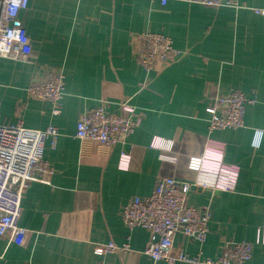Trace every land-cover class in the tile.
Wrapping results in <instances>:
<instances>
[{
	"label": "crops",
	"instance_id": "0c3cea01",
	"mask_svg": "<svg viewBox=\"0 0 264 264\" xmlns=\"http://www.w3.org/2000/svg\"><path fill=\"white\" fill-rule=\"evenodd\" d=\"M239 2L237 8L194 0H29L19 20L32 38L31 55L0 57L1 120L37 129L54 125L59 135L55 144L51 137L45 143L53 172L23 193L19 224L28 238L19 245L0 236V264H166L144 253L150 231L129 229L123 205L150 194L159 175L193 179L188 159L209 136L227 143L225 160L241 168L238 184L234 191L192 192L190 204L212 207L208 238L200 244L177 233L174 243L190 255L216 257L226 241H256L264 224V16L254 8H264V0ZM149 30L171 36L181 53L147 71L136 59L135 41ZM51 69L65 76L58 113L28 92L30 82ZM207 81L223 93L240 90L255 98L244 126L209 132ZM121 100L136 107L142 123L109 156L96 144L83 154L76 137L80 115L102 102L120 112ZM259 130L263 137L255 146ZM158 135L175 140L176 162L151 147ZM123 149L131 154L127 169L119 166ZM109 240L129 249L98 253ZM253 261L264 264V244H255Z\"/></svg>",
	"mask_w": 264,
	"mask_h": 264
},
{
	"label": "built area",
	"instance_id": "2783aa9c",
	"mask_svg": "<svg viewBox=\"0 0 264 264\" xmlns=\"http://www.w3.org/2000/svg\"><path fill=\"white\" fill-rule=\"evenodd\" d=\"M163 4L167 0H161ZM206 6L240 7L239 0H194ZM29 5V0H0V57L27 59L33 50L32 38L19 20V14ZM254 11L264 16V8ZM181 50L174 46L171 36L164 32L143 31L135 41V56L147 71L169 64ZM31 96L49 101L55 113L59 112L65 93V76L58 69H51L44 78H34L28 87ZM208 104L209 132L244 126L247 104L255 101L240 90L223 93L216 81L205 83ZM120 112L109 110L107 103L85 110L77 121L76 137L80 140L83 154L96 144L99 153L109 156L118 144H125L128 137L142 123L143 116L136 107L121 100ZM257 131V130H256ZM59 128L50 125L45 129L28 128L22 123H5L0 113V236L8 235L16 244H25L29 230L19 224L22 197L33 180L44 179L53 172L45 158V143L52 138L55 144ZM255 146H260L263 132L259 130ZM175 140L154 136L151 147L159 149L164 161L176 162L173 155ZM227 143L207 137L204 149L192 154L188 168L196 173L193 179L159 175L154 189L148 195L131 197L123 205L122 219L129 229L142 226L150 231L151 238L144 253L153 261L166 264H256L253 250L256 243L264 244V224L259 228L255 242L229 240L222 244L216 257H203L201 252L190 255L174 239L177 233L203 244L209 235L213 218L210 204H190L188 199L197 190L234 191L237 187L240 165L225 160ZM131 154L124 150L119 166L127 169ZM129 244L119 245L109 240L96 247L98 253L123 252ZM98 264H115L101 261Z\"/></svg>",
	"mask_w": 264,
	"mask_h": 264
},
{
	"label": "rangeland",
	"instance_id": "374dc122",
	"mask_svg": "<svg viewBox=\"0 0 264 264\" xmlns=\"http://www.w3.org/2000/svg\"><path fill=\"white\" fill-rule=\"evenodd\" d=\"M173 155H176L175 152H172Z\"/></svg>",
	"mask_w": 264,
	"mask_h": 264
},
{
	"label": "clouds",
	"instance_id": "9594fccd",
	"mask_svg": "<svg viewBox=\"0 0 264 264\" xmlns=\"http://www.w3.org/2000/svg\"><path fill=\"white\" fill-rule=\"evenodd\" d=\"M17 2H18V0H17Z\"/></svg>",
	"mask_w": 264,
	"mask_h": 264
}]
</instances>
